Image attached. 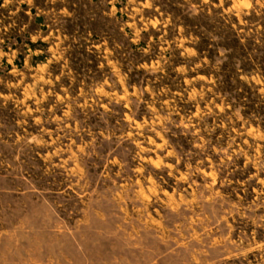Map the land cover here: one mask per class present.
I'll return each mask as SVG.
<instances>
[{
  "label": "rangeland",
  "instance_id": "1",
  "mask_svg": "<svg viewBox=\"0 0 264 264\" xmlns=\"http://www.w3.org/2000/svg\"><path fill=\"white\" fill-rule=\"evenodd\" d=\"M221 20L264 49V0H0V264H264V77L198 54Z\"/></svg>",
  "mask_w": 264,
  "mask_h": 264
},
{
  "label": "trees",
  "instance_id": "2",
  "mask_svg": "<svg viewBox=\"0 0 264 264\" xmlns=\"http://www.w3.org/2000/svg\"><path fill=\"white\" fill-rule=\"evenodd\" d=\"M193 21L195 23L193 25L197 26L199 24V27L204 30L209 28L210 24L212 23L210 17L204 14L194 17ZM214 23L216 24V22ZM218 26L219 34H216V37L219 39L220 42L214 45L210 44V42H208L207 40L205 41V39H201L199 46L196 47V51L198 52V54L201 55V52L203 51L202 49L204 47H206V49L213 47L216 50L227 51L230 55L229 57H227L228 59L235 58L234 56L232 57L231 53H233V55L240 54L239 57L243 58H245V56L247 58L248 53H254L256 54V57H254L253 60L248 58V61L244 64L243 72L248 75L255 73L256 71H258L257 69L259 68L257 65H259V67H261L260 71L262 72V75L264 77V49H258L257 47L254 49L253 47H255V45L252 44V40H247L244 44H242L238 36L234 32H232L231 28L227 27L222 20L218 22ZM212 30L216 32L218 29L212 28ZM254 63L257 64L255 65ZM262 111H264V109Z\"/></svg>",
  "mask_w": 264,
  "mask_h": 264
}]
</instances>
